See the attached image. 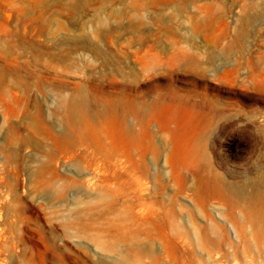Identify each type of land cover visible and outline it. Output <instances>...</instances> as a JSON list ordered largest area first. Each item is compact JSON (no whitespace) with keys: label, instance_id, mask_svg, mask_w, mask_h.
<instances>
[{"label":"rangeland","instance_id":"374dc122","mask_svg":"<svg viewBox=\"0 0 264 264\" xmlns=\"http://www.w3.org/2000/svg\"><path fill=\"white\" fill-rule=\"evenodd\" d=\"M0 264H264V0H0Z\"/></svg>","mask_w":264,"mask_h":264}]
</instances>
